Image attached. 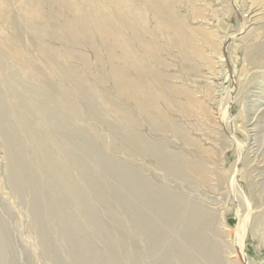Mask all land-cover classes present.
<instances>
[{"label": "rangeland", "instance_id": "obj_1", "mask_svg": "<svg viewBox=\"0 0 264 264\" xmlns=\"http://www.w3.org/2000/svg\"><path fill=\"white\" fill-rule=\"evenodd\" d=\"M223 1L0 0V37L23 55L30 70L41 72L62 88H72L74 106L82 114L78 125L91 132L98 150L150 179L157 170L149 154L130 151L120 131L110 126L125 124L150 141L161 139L162 135L151 130L147 109L142 106L145 96L138 92L151 88L163 92V99L146 97L160 105L168 121L182 126L184 136H195L203 145L197 157L230 169L227 184L208 203L225 212V225L217 224L222 233L215 236L224 260L264 264V52L259 65L245 57L247 46L264 41V0ZM222 5L228 9L222 10ZM28 10H34L35 22L45 32L39 38L24 27ZM247 20L252 21L242 28ZM128 44L135 54L126 48ZM42 48L58 60V76L49 68V57ZM221 52L227 61L216 68L218 85L210 78L209 56L219 61ZM123 68L143 85L134 86V93H124L118 85V72ZM63 69L69 74L65 76ZM206 82L219 86L216 103ZM90 101L105 113L106 123L88 117ZM163 126L171 131L165 122ZM172 147L182 150L185 143L176 140ZM7 164L0 140V213L15 260L17 264H49L34 230L29 201L18 198L7 184ZM96 177L101 181L98 171ZM159 179L164 182L163 177ZM107 200H114L112 193L108 192ZM115 214L126 228L125 209L119 207ZM107 219L108 231L117 234L119 226ZM256 221L258 226H254ZM58 248L66 253L64 244ZM112 248L121 256L118 247ZM135 259L122 262L135 264Z\"/></svg>", "mask_w": 264, "mask_h": 264}, {"label": "bare ground", "instance_id": "obj_2", "mask_svg": "<svg viewBox=\"0 0 264 264\" xmlns=\"http://www.w3.org/2000/svg\"><path fill=\"white\" fill-rule=\"evenodd\" d=\"M222 3L225 1L221 0ZM227 9L228 6L222 5V10ZM249 9L254 12L253 5ZM32 11L24 14L27 16L24 27L30 29L34 38H39L45 32L35 22ZM251 21L244 22L242 28ZM126 48L135 54L129 44ZM245 51V57L259 65L264 41L247 46ZM42 52L49 57L52 73L58 76V60L43 48ZM224 57L222 52L219 61L209 56L210 78L218 85L220 77L216 68L224 66L227 61ZM62 73L69 74L66 69ZM118 75V85L124 93H134V86H143L124 68ZM205 84L213 92L212 102L216 103L218 85ZM138 93L145 96L142 106L147 109L149 125L152 132L162 135L161 139L150 141L125 124L110 127L120 131L130 151L149 154L154 168L161 170L159 173L155 170L153 179L98 150L91 132L78 125L82 114L74 106L72 88H62L41 72L30 70L23 55L0 37V140L8 161L7 184L18 198L29 201L34 230L47 261L49 264H124L122 259L130 261L134 257L135 264H228L221 242L215 239L222 233L217 224L225 225V212L211 208L208 203L215 201L220 186L227 184L230 169L197 157L203 145L195 136H184L187 134L182 126L168 121L160 105L146 97L163 99L166 97L163 92L151 88L147 93L142 89ZM108 103L114 110L111 102ZM103 113L93 101L87 103L88 117L106 123ZM124 115L122 120L126 118ZM162 120L171 131L165 129ZM168 132L177 141L183 139L182 150L172 147L176 140ZM96 136L102 138L99 133ZM91 161L95 165L91 166ZM97 171L101 181L96 177ZM161 177L164 182L160 181ZM108 192L114 197L109 202ZM90 199L103 209L99 210ZM242 205L246 207L244 201ZM119 207L127 213L126 228L115 216ZM107 218L119 226L117 234L108 231ZM258 225L256 221L254 226ZM58 244L65 245V254ZM113 246L120 249L121 256L114 252ZM0 264H17L2 213ZM246 264H250L248 260Z\"/></svg>", "mask_w": 264, "mask_h": 264}]
</instances>
